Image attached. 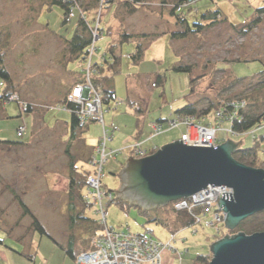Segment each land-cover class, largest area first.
<instances>
[{
	"label": "rangeland",
	"instance_id": "rangeland-1",
	"mask_svg": "<svg viewBox=\"0 0 264 264\" xmlns=\"http://www.w3.org/2000/svg\"><path fill=\"white\" fill-rule=\"evenodd\" d=\"M126 1L116 0L105 14L103 11L101 29H105L120 3V18L117 25L111 28V35L125 30L150 37L145 45L144 58L138 65L127 58L133 53L135 45L132 42L120 45V55L117 53L120 56V72L113 77L116 101L120 100V104L116 109L115 103L110 104L104 116L108 125L111 120L112 127L120 125V130L116 128L113 140L108 142V149L118 151L129 145L128 138L137 131L136 118L126 102L128 96L133 95L144 107V137L149 130V136L151 134L150 123H157L160 119L170 120L176 110L189 102L199 101V106L204 108L209 101L249 95L250 98H246L248 111L254 98L255 107L261 106L264 85L260 81H264V76L261 79L250 78L264 69V14L260 15L261 23L251 32L242 31L254 18L253 10L264 6V0H194L192 8L184 11L189 26L201 22L202 15L213 12L217 7L221 11L220 17L201 33L173 41L165 33L182 28L171 15L172 3L176 0H148L135 13L124 9L122 4ZM63 13V9L52 4V0H0V53H3L5 69L13 79L12 91L27 103L31 100L33 103L30 104L35 106L32 113L20 112L14 101H2L5 106L0 107V141L25 143L19 146L0 144V239L4 240L8 249H17L15 245L23 246L20 238L28 239L31 234H34V242L40 240V233L33 229L32 217L24 215L17 197L48 235L60 244L70 208L85 207L81 199L84 188H70L69 180L71 177L75 181L81 180L79 166L86 168L85 161L91 154L89 149L96 145L102 127L93 122L83 133L78 129L71 139L69 112L55 108L61 105L59 101L66 88L81 78L82 60L66 57L65 40L73 34L76 17L63 24ZM92 18L93 15H89V20ZM202 24L207 25V22ZM100 40L96 43L99 53L94 59L103 55L108 44L112 43V37L107 34ZM111 59L107 52V62L110 63ZM174 64L189 65L192 72L173 71ZM157 77H164V81L156 87L152 86ZM191 77H199L200 80L196 93L189 97ZM234 77L244 80L226 90ZM163 125L164 129H168L166 122ZM18 126L26 128L22 136L16 132ZM184 130V126L169 130L154 136L146 145L161 148L177 141ZM263 131L255 133L259 135ZM225 138L233 143L241 141L240 149L253 146L252 134ZM257 158L255 168L264 170L263 155L259 153ZM126 160L123 153L108 160L102 180L105 189L112 192L119 190L121 181L117 175ZM116 200L107 209L108 227L116 231L148 233L162 243L174 237V248L186 251L181 264H193L198 255L208 254L212 258L210 245L225 236H221L224 224L218 226L221 230L219 237L214 235L215 228L199 225L173 234L170 230L173 228V214L168 205L142 213L125 201ZM85 213V217L95 221L94 226L97 227L99 216L95 214V207L89 206ZM96 230L100 232L99 227ZM87 236L88 233L83 237ZM41 241L40 250L48 264H64V253L52 239L44 235ZM50 246L55 248L57 255L53 256ZM173 256L174 253L164 251L162 264H179L177 259L173 262ZM65 259L75 264L69 258Z\"/></svg>",
	"mask_w": 264,
	"mask_h": 264
},
{
	"label": "built area",
	"instance_id": "built-area-1",
	"mask_svg": "<svg viewBox=\"0 0 264 264\" xmlns=\"http://www.w3.org/2000/svg\"><path fill=\"white\" fill-rule=\"evenodd\" d=\"M67 7L66 20L70 21L74 17H81L87 24L90 34V45L87 54L82 61L80 75L83 80L81 83L74 84L71 91L65 96V101L55 107L69 114L74 113L78 119L79 127L83 128L88 122L99 123L102 133L92 149V154L87 160L89 174L85 179L83 200L90 206L95 207V214L99 216L98 226L100 233L90 240V250L79 253L75 259V264H162V254L168 250L174 253V259L182 263L183 255L174 248L175 239L172 237L168 242L162 243L151 237L148 233L136 234L129 230L126 232L116 231L107 226L106 216L110 204L114 203L116 196L103 186L104 168L109 159H115L117 155L124 154L127 157L140 159L149 156L150 151H156L157 147L143 148L141 142H132L122 149H108V142L113 140L116 128L107 125L105 122V112L102 95L93 85L92 78L98 75V69L106 59L104 53L99 57V62H94L93 58L98 54L97 42L102 37L100 23L103 17L104 7L107 0H98V7L92 13L93 18L89 22V15L81 7L79 0H54ZM194 0H185L180 4L176 11L192 8ZM173 8V6H172ZM155 86V82L152 84ZM4 84L0 82V96L3 93ZM14 101L17 103L19 111L23 112L28 105L35 107L19 98L16 93L9 94L5 103ZM116 107L120 101H114ZM248 109L245 99L221 100L219 107L210 116H204L198 120L193 115H177L170 120L163 122L150 123V139L154 136L166 133L180 126L185 130L180 134L177 141L187 146L194 147H217L226 142L225 137H239L252 134L253 141L257 139L256 131L263 130L264 124L258 125L251 131L240 133L234 130L233 125L240 122ZM167 123L168 129H164L163 123ZM18 135L22 136L26 132L24 126L16 129ZM264 157V148L260 152ZM231 194L232 189L224 186L208 187L205 190L185 199L174 202L173 209L177 212H185L196 225L205 228H215L216 233L220 232L218 226L224 224L226 214L218 207L221 194ZM196 232V231H194Z\"/></svg>",
	"mask_w": 264,
	"mask_h": 264
},
{
	"label": "water",
	"instance_id": "water-1",
	"mask_svg": "<svg viewBox=\"0 0 264 264\" xmlns=\"http://www.w3.org/2000/svg\"><path fill=\"white\" fill-rule=\"evenodd\" d=\"M241 141L217 147L187 146L175 141L140 159L129 157L118 173L116 198L142 210L160 208L189 198L208 187L224 186L218 207L232 231L243 220L264 211V170L237 162ZM208 264H264V232L225 235L210 245Z\"/></svg>",
	"mask_w": 264,
	"mask_h": 264
},
{
	"label": "trees",
	"instance_id": "trees-1",
	"mask_svg": "<svg viewBox=\"0 0 264 264\" xmlns=\"http://www.w3.org/2000/svg\"><path fill=\"white\" fill-rule=\"evenodd\" d=\"M148 0H127L126 2H124L122 4V6L124 7V9L126 11H128L129 13H135L140 7L139 6H143ZM116 0H107L106 1V5L104 7V10L108 7V5L115 3ZM183 2H185V0H176L173 4V8L171 9V15L175 17L176 19V23L179 24L181 28V30H176V31H172L169 34L170 39L173 40H182V39H186L188 36L192 35V34H198L201 33L207 26H212L214 25L213 23H215V19H217V17H220V11L219 10H214L213 12H209L206 13L204 15L201 16V22L199 23H193L191 26H189L187 20H186V16H185V12L187 10H181V11H176V8L182 4ZM79 3L81 5V7L85 10V12L88 15H93L92 13L96 10V8L98 7V0H79ZM52 4H57L59 5L64 13H63V21L62 23H68L70 21L66 20V11H67V7L61 3H56L54 0H52ZM264 14V6L260 7V8H256L253 10V15L254 18L245 26L243 27L244 30H240L242 31V33H249L251 32L255 27H257L260 23H261V19H260V15ZM75 19V24L73 27V34L69 39H66V51H67V56L69 59L71 60H84L85 55L87 54V49L88 46L90 45V34L88 31V27L86 22L79 16H76ZM89 22L91 20H88ZM207 22V25H203L202 22ZM150 36L146 35V34H130L127 33L125 30H121L120 32V44H122L123 42H132L135 44V52L132 54L131 56V61L134 64H138L144 55V50L146 48V42L148 40ZM115 45L112 46V44H110L107 47V51L105 54L110 53L111 55V62L108 63L107 60L105 59V62L102 66L99 67L98 69V75H95L92 78V82L93 85L95 86V88L100 91L101 95H102V102H103V106L106 105L108 106L109 103L111 101H114L116 96H115V92L112 89V83H113V77L116 73L119 72L118 70V64H119V59L120 56H118L115 53ZM3 53H0V80L3 82L4 84V88H3V93L2 96H0V105L2 104V101H4V99L11 93H13L12 88L14 86L13 84V79L11 77V75L7 72V70L5 69L4 63H3ZM173 71L176 72H192V68L189 65H181V64H174L171 68ZM221 71H224V69L220 68ZM264 76V69L259 72L256 76L251 77L250 79H254V78H258L261 79ZM200 78H194L191 77V79L189 80V86H190V92H189V97L190 95H194L196 92V86L199 83ZM244 80L243 78H237L234 77L233 78V82L232 84H229L230 86L226 88V90H230L233 87H235L237 84H239L240 81ZM83 80L81 78H79L78 80H76L75 84L81 83ZM164 81V77H157L156 82H155V86H157L159 83H162ZM260 84L264 85V81H260ZM67 95V94H66ZM65 95V96H66ZM249 95H245L244 98L243 97H237V98H224L225 100H230V99H245L246 98H250L248 97ZM187 96V98H189ZM256 100V98H254L252 100V104H250V110L245 112L244 118L240 121V122H236L233 125V128L235 131L237 132H248L251 131L253 128L257 127L258 125L264 124V102L261 101L260 105L258 107H255V103H253V101ZM65 101V97H63V99L60 101V104L64 103ZM220 100H217V102H212L209 101L208 105L204 108H201L199 106L200 102L199 101H195V102H189L188 104L184 105L182 108L178 109L175 111L174 114L177 115H193L195 116L198 120L202 119L204 116H210L211 113L216 110L219 107L220 104ZM129 103V107L132 108V112L136 118V126H137V134L135 135V139L138 138L139 134H140V128L144 122V118H145V110L142 106L141 103L135 102V101H128ZM248 104V102H247ZM249 107V105H248ZM32 107L30 105L27 106V108L24 110L25 112H32ZM109 107H107L108 110ZM164 120H158V122H163ZM80 129L79 127V123H78V119L76 117V115L74 113L70 114V121H69V133H70V138L72 139L73 135L75 134V132ZM0 144L3 145H7V146H19V145H23L25 143H21V142H12V141H0ZM151 149V147H149ZM264 148V131L258 135L257 139H255L253 141V146L251 148H247V149H239L236 152L233 153V158L241 163L244 164L246 166L249 167H253L255 168V165L257 163V156L260 153V151ZM93 149V147H92ZM160 149L157 147V150ZM156 150V151H157ZM156 151H150L149 155L155 153ZM91 154H92V150H91ZM91 154H89L88 158L91 156ZM87 160L85 161V163L87 162ZM264 164V163H263ZM79 168L81 169L80 172H78L81 176V180H74L73 177L70 178L69 183H70V188H84V184H85V179L87 177V175L89 174V169L87 167V163H86V168H82V166H79ZM79 185V186H78ZM1 194V193H0ZM81 199L83 201V203L85 204L86 207H89L90 205L87 204L86 202H84L83 200V195L81 194ZM18 203L20 205V207L23 210L24 215H30L32 217L33 223V229L38 231L40 234H45L46 232L44 230V228L41 226V224L39 223V221L32 215V213L30 212V210L25 206V204L18 199ZM117 201V200H115ZM127 203V202H126ZM173 204L174 202L170 203L168 205V208L170 209L171 213L173 214V228L170 229L173 234H176L177 232H179L180 230H183L185 228L191 227L193 225V220L188 217V215L185 212H177L173 209ZM129 205V204H128ZM131 206V205H130ZM138 209L140 212L142 213H147L146 211H143L140 208H136ZM73 213V212H72ZM159 220V219H158ZM68 221H70V223L73 222V216H69L68 217ZM154 221H156V219H154ZM161 222H163L162 220H159ZM164 223V222H163ZM99 227V226H98ZM100 229V228H99ZM224 231H222V237L224 235H226L227 233H230L231 235L243 232L247 235L250 234H254L257 232H264V211L254 214L253 216L243 220L242 222H240L237 227L232 230H226L223 229ZM221 231V230H220ZM216 237H219V234L215 233L214 234ZM230 235V236H231ZM214 236V237H215ZM220 236V237H221ZM68 256L74 258V256L71 254L70 251L67 252ZM211 255H198L196 256V258L193 260V264H208L209 261L211 260Z\"/></svg>",
	"mask_w": 264,
	"mask_h": 264
},
{
	"label": "crops",
	"instance_id": "crops-1",
	"mask_svg": "<svg viewBox=\"0 0 264 264\" xmlns=\"http://www.w3.org/2000/svg\"><path fill=\"white\" fill-rule=\"evenodd\" d=\"M113 4V3H112ZM112 4L108 5V7L104 10V14L106 12L107 9H109V7L112 6ZM119 9H120V3L118 4L117 6V9H116V12L114 13V16H111V20L109 23H107L105 29H101L102 30V37L107 34L108 36L112 37V46L115 45V53L119 54L120 55V48H121V44H120V32L117 33V35H111L113 32H111V28H114L115 25H117L116 22H118L117 20L120 18L119 17ZM215 10H219L220 9L217 7ZM220 14H221V11H220ZM104 16V15H103ZM104 17H102L103 19ZM101 28V26H100ZM119 31H120V26H119ZM105 32V33H104ZM127 32V31H126ZM129 33V32H127ZM132 34V33H130ZM139 34V33H138ZM166 36H169V34H166ZM102 37H101V40H102ZM158 38V37H157ZM156 39V38H155ZM170 39V37H169ZM100 40V41H101ZM127 42V41H126ZM134 44V43H133ZM121 45V46H120ZM135 45V44H134ZM151 44H149L150 46ZM109 46V44H108ZM148 46V47H149ZM117 48V50H116ZM146 49V48H145ZM107 51V50H106ZM106 51L104 53H106ZM135 52V46H134V51L133 53ZM145 52V50H144ZM99 53V52H98ZM132 53V54H133ZM132 54L130 53V55L127 57L130 61H131V56ZM102 55V54H101ZM101 55H98L97 58H93V61L95 60V62H99V57ZM118 55V56H119ZM143 58H144V55H143ZM142 58V59H143ZM142 62V60L138 63L140 64ZM132 64H134L132 61H131ZM138 64H134V65H138ZM118 70L120 72V59H119V64H118ZM78 80V79H77ZM76 82V81H75ZM155 81H153L154 83ZM75 84V83H74ZM72 84L71 86H69L68 88H66L62 98L60 99V101L63 99V97H65L66 94H68L70 91H71V88L72 86L74 85ZM112 86H113V90L115 89L114 88V85L112 83ZM156 87V86H155ZM115 92V90H114ZM115 96H116V92H115ZM25 99V98H24ZM28 100V99H26ZM29 103H33L31 100H28ZM59 101V102H60ZM116 101V98L115 100ZM114 101H111L109 103L112 104L114 103ZM120 101V100H119ZM128 101H135V102H138V99L135 98L133 95L131 97L128 96L126 102L128 103ZM120 104V103H119ZM118 104V105H119ZM109 105L107 107H109ZM118 105L116 107H114V109H116L118 107ZM5 104H1L0 107H4ZM144 108V107H143ZM33 111V110H32ZM132 111V110H131ZM32 113V112H30ZM70 115V114H69ZM42 121H43V116H42ZM69 121H70V118H69ZM44 122V121H43ZM109 122H111L109 125H114L112 123V121L110 120ZM93 122H88L83 128H80V130L83 132L87 131L89 129V126L90 124H92ZM107 124V123H106ZM108 125V124H107ZM65 126V125H64ZM118 127H116L118 130H120V125H117ZM19 127V126H18ZM17 127V128H18ZM66 127H68V125H66ZM148 130H149V126H148ZM138 131V129H137ZM137 131L136 133L134 134L133 137L131 138H128V141L130 143H132V141H135V142H141L143 144V148H149V147H152V146H155V145H146L147 142L151 141L153 138L150 139V136H149V133H150V130H149V133L147 136H142V132H143V126H141L140 128V134L138 136L137 139H135V135L137 134ZM70 135V134H69ZM115 135V134H114ZM130 136V135H129ZM129 143V144H130ZM157 147V146H156ZM92 150V148L89 149V151ZM126 159H128L129 157L125 156ZM124 166V164H123ZM122 166V167H123ZM89 207H76L75 209H73L72 207L70 208V211H69V216H73V222L70 223V221H68L67 223V226H65V231L61 234V240L62 241V244H60L58 241H56V239L54 237H52L50 234V236L48 235V233L46 232V235L45 236H48L49 238L52 239L54 245L56 244V247H59L62 252L64 253V258H63V262L64 264H71L70 262H68L65 258H69L70 260H72L74 262V259L75 257L81 253V252H87L90 250V240L97 234H99L100 232L98 230H96V228H98V226H94L95 225V221H92L90 220V218H87L85 217L86 213H85V209H87ZM73 212V213H72ZM68 216V217H69ZM68 220V219H67ZM41 224V223H40ZM42 226V225H41ZM43 227V226H42ZM45 230V229H44ZM34 233V232H33ZM88 233V236L87 237H83L84 234ZM40 235V240H38V243L34 242L33 239H34V234H31V236L28 238V239H23V238H20L22 242V245L21 247H18L15 245V248L17 249H8L5 245V242L4 240L0 239V264H48V260L47 259H44L45 255L44 253L40 250V247H41V244H42V241H41V238L42 236H44L43 234H39ZM18 239V238H16ZM40 245V246H39ZM51 248V249H50ZM49 250L54 254L53 256L57 255L56 254V250L55 248H52L50 246ZM70 251L71 254L74 256V258L68 256L67 252ZM59 255V254H58ZM75 263V262H74Z\"/></svg>",
	"mask_w": 264,
	"mask_h": 264
},
{
	"label": "bare ground",
	"instance_id": "bare-ground-1",
	"mask_svg": "<svg viewBox=\"0 0 264 264\" xmlns=\"http://www.w3.org/2000/svg\"><path fill=\"white\" fill-rule=\"evenodd\" d=\"M261 152V151H260ZM163 255V254H162Z\"/></svg>",
	"mask_w": 264,
	"mask_h": 264
}]
</instances>
